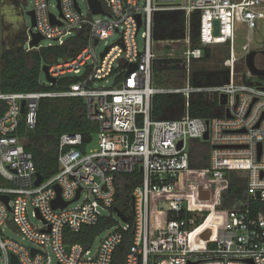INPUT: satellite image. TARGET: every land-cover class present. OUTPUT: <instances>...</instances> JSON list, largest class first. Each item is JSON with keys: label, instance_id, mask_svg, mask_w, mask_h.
<instances>
[{"label": "built area", "instance_id": "obj_1", "mask_svg": "<svg viewBox=\"0 0 264 264\" xmlns=\"http://www.w3.org/2000/svg\"><path fill=\"white\" fill-rule=\"evenodd\" d=\"M55 1L57 13L53 14L49 0H33L35 26L31 31L62 46L64 38L86 30L87 43L74 57L47 65L55 81L66 75L80 77L63 92H0V196L8 198L7 203L0 199V263L11 264L10 255H14L18 264H50L51 254L55 264H113L128 235L130 243L122 264H264V82H235V68L240 63L245 67L244 58L250 51L264 54V31L258 28L259 23L264 24V0H144L142 6L141 0H98L102 10L98 14L84 0L88 17L83 16L77 0ZM161 12L184 13V38L154 40L153 19ZM193 12L199 14L200 25L199 45L192 49L189 20ZM92 16L101 19L93 21ZM52 17L57 23H51ZM215 21L218 35H214ZM238 26L247 34L241 57L235 50ZM142 28L143 50L139 52L135 40ZM113 35L118 40L105 47L108 50L102 57L96 55L95 47ZM30 40L25 29L23 41ZM173 44L182 46L177 47L182 50L180 55L162 53ZM213 45L228 48L223 66L229 71V81L194 86L191 62L201 60L203 49ZM39 49L40 43L25 50ZM167 59L183 62V86L153 87L154 61ZM130 65L135 69L128 72ZM246 76L252 77L247 70ZM109 77L114 79L110 88L94 87L95 81ZM207 93L216 95L219 116L205 119L185 113L175 120L150 118L154 95H179L187 109L191 95ZM221 96L224 105L219 104ZM55 97L84 100L86 118L97 126V148L82 152L80 134H62L58 172L35 186L32 155L17 131L22 117L25 129L33 130L39 101ZM21 101H25L23 113ZM205 133L208 138L204 141ZM192 141L207 144L204 169L190 166ZM135 171L141 174V183L131 193V223H124L113 212L115 175ZM232 173L244 175L247 200L223 209L221 196ZM56 186L60 200L68 204L52 209ZM84 193L87 198L71 207ZM102 209L111 210L125 226L112 219L114 223L94 255L91 246L67 241L82 227L96 226L105 217ZM29 210L41 227L31 225ZM6 228L14 229L31 246L7 238ZM209 230L211 234L204 239L202 235Z\"/></svg>", "mask_w": 264, "mask_h": 264}, {"label": "trees", "instance_id": "obj_2", "mask_svg": "<svg viewBox=\"0 0 264 264\" xmlns=\"http://www.w3.org/2000/svg\"><path fill=\"white\" fill-rule=\"evenodd\" d=\"M200 19L197 12H193L189 20V39L191 48L199 45ZM185 16L182 12L156 13L153 19V38L159 40H179L184 38ZM23 40H19L23 44ZM87 43V31L83 30L65 41L62 46H50L38 51H26L23 47H14L3 50L0 56V92L9 93H35V92H63L69 86L75 84L78 78L66 75L58 78L50 87L40 84L42 65H51L60 59L74 57ZM209 57L208 48L203 49L202 59ZM201 59V60H202ZM184 71L181 61L167 59L156 60L153 64V78L158 77L159 72ZM235 82L246 84H259L264 82V76L256 78L246 76L243 63L235 68ZM229 81V71L219 69L214 71L200 70L191 73L190 82L194 86H215ZM165 82V81H164ZM3 105L0 102V107ZM185 113L190 117L209 119L219 116L221 109L218 106L215 94L191 95L186 109L185 100L179 95H154L150 104V118L152 120H175L180 119ZM24 117L19 125L17 135L26 138L29 143L25 149L32 155L35 170L44 180L53 177L59 169L58 139L62 134H80L83 140L79 149L86 151L87 145L92 140V135L97 132V126L86 118L84 100L77 97L43 98L39 101L36 122L33 130H26ZM189 162L192 169H204L207 167L208 148L206 143L192 141ZM115 204L131 223L130 196L133 189L141 183V174L138 171L132 174L115 175ZM245 177L242 174L232 173L230 184L221 196L223 209L244 203L246 197ZM258 205V203L256 204ZM111 217H104L96 226L82 227L79 233L71 236V243H78L86 248L90 247L95 237L112 227ZM206 226V225H205ZM201 230V229H200ZM199 230V231H200ZM130 240L127 235L123 243L115 253L113 264H122L123 256L129 246Z\"/></svg>", "mask_w": 264, "mask_h": 264}, {"label": "rangeland", "instance_id": "obj_3", "mask_svg": "<svg viewBox=\"0 0 264 264\" xmlns=\"http://www.w3.org/2000/svg\"><path fill=\"white\" fill-rule=\"evenodd\" d=\"M79 3L80 9L82 11L83 16L88 17V9L87 5L84 0H77ZM141 6L144 4V0H141L140 2ZM33 9V0H1V23H0V42L1 46L3 48H12V47H19L21 44L19 43V40H24V29H27L29 31L31 27V19L27 15L28 12H30ZM49 9L53 14L57 13L56 9V1L55 0H49ZM23 15V16H22ZM91 19L93 21L97 19H101L99 16H92ZM258 28L261 32L264 31V24L259 23ZM144 29L142 28L137 37H136V44L137 49L139 52L143 50V38L141 36ZM74 33H72L70 36L64 38V40H68L72 37ZM246 32L244 31V28L242 26H238V31L236 33V41H235V50L237 52V55L239 57L242 56L243 48L246 43ZM118 40L117 35H113L111 37H107L105 40L101 41L94 49V52L96 55H100L106 46H110L114 44ZM24 43V49H28V43ZM50 46H56V43L45 39L40 42V49L46 48ZM182 47L180 44H173L172 46H166L165 49L162 51L163 54L166 53H172L174 56H178L181 53V49L178 50V48ZM172 48L176 49L173 50ZM252 48H257V45L254 43L252 44ZM209 50V57L207 59H202L199 61H193L191 62V73L194 71H200L202 69L207 71H214L224 68L223 62L225 57L228 54V48L225 45H213L208 47ZM264 51V48H263ZM162 54V55H163ZM117 64V63H116ZM238 64V63H237ZM255 64L256 67L259 69L264 70V54H258L255 58ZM83 73V71H82ZM72 77H80V75H71ZM158 78H153V87L155 88H177L184 85L185 81V73L184 71H178V72H159ZM113 77H109L106 80H100L95 81L94 87L95 88H110L113 83ZM165 81V82H164ZM254 83L258 80L255 78ZM40 84L44 87H50L49 83L45 80V77L43 73H41L40 76ZM23 143L27 145L29 143V140L26 138H23ZM97 142L98 137L97 134L92 135L91 142L87 145L86 151L94 150L97 148ZM208 148V147H207ZM188 191H193V188L190 189V187L187 188ZM87 198V193H84L82 198L71 205V207H77L79 206L85 199ZM193 197L191 198V200ZM203 208V207H202ZM211 211H209L208 214H210ZM101 214L105 217H112V219L115 221L116 224H119L120 226H125L124 223H122L115 214L108 209H102ZM28 220L31 223V225L35 228L41 227V223L38 221V219L33 214L32 210L28 211ZM108 230L99 233L95 239L94 242L91 245V255H94L96 249L99 246L100 241L107 235ZM209 234H211V231L209 230ZM4 235L9 238L10 240H13L17 243H20L24 246L30 247V243L23 240L20 235H18L14 229L6 228L4 230ZM51 256V262L50 264H55L54 258ZM1 264V263H0Z\"/></svg>", "mask_w": 264, "mask_h": 264}, {"label": "water", "instance_id": "obj_4", "mask_svg": "<svg viewBox=\"0 0 264 264\" xmlns=\"http://www.w3.org/2000/svg\"><path fill=\"white\" fill-rule=\"evenodd\" d=\"M88 5L92 11V13L94 14H98V13H101L102 10H101V6H100V3L98 0H88ZM75 7L77 8V6L75 5ZM78 10V9H77ZM27 15L30 17L31 19V27L29 29V33H30V36H31V40L29 41L28 43V47L29 48H32V49H35L38 47L39 43L44 40L40 35L38 34H35V33H32L31 29L35 26V19H34V13L33 11H30L27 13ZM23 16V15H22ZM137 21H138V28L140 26V16H137ZM51 23L55 24L57 23L54 18L52 17L51 18ZM213 26H214V35H218V22L215 21L213 23ZM23 31L25 32V28L23 26ZM255 35V34H254ZM94 44L96 45L97 42H94ZM19 47H22V44L19 46ZM14 48V47H12ZM12 48H3L1 46V53L3 50H9V49H12ZM108 48H105V50L101 53V57L107 52ZM264 53V52H262ZM258 52L255 51V50H252L250 51L244 58V64H245V68L246 70L249 72V74L254 77V78H259V77H263L264 76V70L262 69H259L256 67V64H255V58L257 56ZM135 69V65H130L129 68H128V72H131L132 70ZM41 73H43L44 77H45V80L51 85L52 83L55 82V79L52 78L49 73H48V66L47 65H42L41 67ZM219 104L220 105H224L225 104V97L224 96H221L219 98ZM24 107H25V101H21L20 103V112L23 113L24 112ZM208 136H207V133L204 134V137H203V140H207ZM181 146V144L179 143L178 144V148ZM264 175V174H263ZM35 177H36V180L34 182V185L35 186H38L42 181H43V178L40 174L36 173L35 174ZM56 191H57V197L56 199L51 203V206H52V209H57V208H63L65 207L68 203H65V202H62L60 200V197H59V193H60V190L59 188L56 186L55 187ZM79 192L80 190H78L76 192V197L74 200H76L79 196ZM201 195H205L204 197H207V193H203V192H200ZM0 199H2L5 203L8 202V198L6 196H0ZM130 207H131V212H134V198L133 196H131L130 198ZM113 212L116 214V216L122 221V222H126V218L123 214H121L119 212L118 209L116 208H113ZM209 236V231H206L202 237L204 239H206L207 237ZM10 263L11 264H18L17 262V259L14 255H10Z\"/></svg>", "mask_w": 264, "mask_h": 264}, {"label": "flooded vegetation", "instance_id": "obj_5", "mask_svg": "<svg viewBox=\"0 0 264 264\" xmlns=\"http://www.w3.org/2000/svg\"><path fill=\"white\" fill-rule=\"evenodd\" d=\"M258 55V54H257Z\"/></svg>", "mask_w": 264, "mask_h": 264}]
</instances>
